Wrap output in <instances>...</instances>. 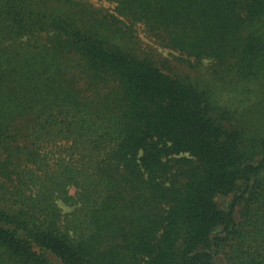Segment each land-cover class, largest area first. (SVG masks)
I'll return each instance as SVG.
<instances>
[{
	"label": "trees",
	"instance_id": "1",
	"mask_svg": "<svg viewBox=\"0 0 264 264\" xmlns=\"http://www.w3.org/2000/svg\"><path fill=\"white\" fill-rule=\"evenodd\" d=\"M99 1L0 0V264H264V0Z\"/></svg>",
	"mask_w": 264,
	"mask_h": 264
},
{
	"label": "rangeland",
	"instance_id": "2",
	"mask_svg": "<svg viewBox=\"0 0 264 264\" xmlns=\"http://www.w3.org/2000/svg\"><path fill=\"white\" fill-rule=\"evenodd\" d=\"M94 3L95 4H97V5H103V6H107L108 5V3L107 2H103V1H99V0H94ZM143 35V34H142ZM144 36V35H143ZM147 43V42H146ZM151 45H153V44H151ZM154 46V45H153ZM157 51H158V53L161 55V56H164V57H170V58H172L173 59V61L172 62H174L175 64H177L178 65V61H177V57H178V55H172V54H170V52H168L166 49H162V48H157ZM171 60V59H170ZM207 64V62H204V64L203 65H206ZM202 74H203V76H204V78L205 79H207V72H206V68H205V66L202 68H200V70H199ZM221 97L222 98H226V95L225 94H221ZM230 101H232V99L230 100ZM233 102H235L234 100H233ZM234 105H237V103L235 102V104Z\"/></svg>",
	"mask_w": 264,
	"mask_h": 264
}]
</instances>
